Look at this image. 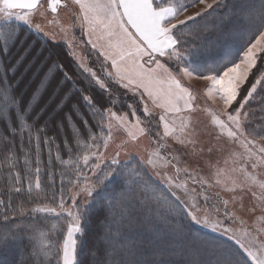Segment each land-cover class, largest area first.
Returning a JSON list of instances; mask_svg holds the SVG:
<instances>
[{
	"label": "snow or ice",
	"instance_id": "6c2138e0",
	"mask_svg": "<svg viewBox=\"0 0 264 264\" xmlns=\"http://www.w3.org/2000/svg\"><path fill=\"white\" fill-rule=\"evenodd\" d=\"M0 264H264V0H0Z\"/></svg>",
	"mask_w": 264,
	"mask_h": 264
},
{
	"label": "rangeland",
	"instance_id": "374dc122",
	"mask_svg": "<svg viewBox=\"0 0 264 264\" xmlns=\"http://www.w3.org/2000/svg\"><path fill=\"white\" fill-rule=\"evenodd\" d=\"M197 9H189V14L193 11H196ZM200 85L196 82V81H193L192 82V87L193 88H198Z\"/></svg>",
	"mask_w": 264,
	"mask_h": 264
}]
</instances>
